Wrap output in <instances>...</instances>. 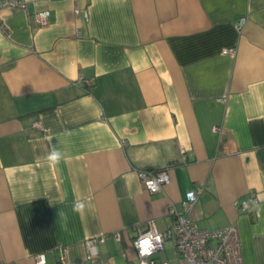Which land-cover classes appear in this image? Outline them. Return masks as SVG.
<instances>
[{"label": "crops", "instance_id": "obj_1", "mask_svg": "<svg viewBox=\"0 0 264 264\" xmlns=\"http://www.w3.org/2000/svg\"><path fill=\"white\" fill-rule=\"evenodd\" d=\"M17 1L0 10V264H137L132 228L164 232L197 186L198 227L235 223L264 264V0ZM144 169L169 183L150 194Z\"/></svg>", "mask_w": 264, "mask_h": 264}, {"label": "built area", "instance_id": "obj_2", "mask_svg": "<svg viewBox=\"0 0 264 264\" xmlns=\"http://www.w3.org/2000/svg\"><path fill=\"white\" fill-rule=\"evenodd\" d=\"M4 7H20L27 9L25 2L17 0H4L0 2V10ZM75 12H79L76 7ZM84 17H87V12L83 11ZM50 13L47 10L36 12L35 22L38 26H45L48 22ZM1 21V20H0ZM246 22V18H240L234 23L235 29L241 32ZM0 28L3 27L0 24ZM236 49L230 48L223 50L225 54H235ZM93 81H87V84H92ZM34 126L41 128L38 121L34 122ZM214 131H218L219 127H213ZM184 152V149H182ZM139 179L144 189L150 194L156 193L169 183L170 176L166 169L161 170H140L138 172ZM152 182V188H149L148 182ZM154 189V190H153ZM203 186L188 191L181 202V211H178L174 205L169 208V213L175 217L173 224L161 232L157 229L153 222H148L145 227L140 225L134 226L132 231L134 236L131 245L135 252L137 264H244L241 242L238 228L235 223H231L223 228L208 230L198 227L194 219L195 206L199 195L203 192ZM250 198L256 200V192L250 190L248 193ZM240 206L244 212H249L251 205L248 200L240 202ZM149 234L150 237H149ZM112 238L120 242L122 233L114 232ZM160 240L157 241L156 237ZM150 238V242L154 248L150 255L141 256L139 254L138 242L143 238ZM107 236L103 235L98 238H92L85 241V249L87 251V259L92 263H96V250L99 244L105 242ZM167 239H173L177 253L175 261H170L160 257V253L164 250V243ZM126 258V253H121ZM38 264L44 263L42 254L36 257ZM60 264H78L60 258Z\"/></svg>", "mask_w": 264, "mask_h": 264}, {"label": "clouds", "instance_id": "obj_3", "mask_svg": "<svg viewBox=\"0 0 264 264\" xmlns=\"http://www.w3.org/2000/svg\"><path fill=\"white\" fill-rule=\"evenodd\" d=\"M61 158H62V154L57 150L51 151L50 154L47 156L48 161H50L52 163H58ZM148 186H149V188H152V182L151 181L148 182ZM87 207H88L87 203L84 200L80 199V200H77L73 203L72 211L75 213L83 215L85 213ZM60 215H64V214L60 213ZM150 235L151 234H149V237H150ZM156 240L159 241L160 237L157 236ZM137 246L139 248V254L141 256L150 255L153 248H154V245L151 244L150 238H148V237L141 239L138 242Z\"/></svg>", "mask_w": 264, "mask_h": 264}, {"label": "rangeland", "instance_id": "obj_4", "mask_svg": "<svg viewBox=\"0 0 264 264\" xmlns=\"http://www.w3.org/2000/svg\"><path fill=\"white\" fill-rule=\"evenodd\" d=\"M164 249L165 251L160 253L161 258H167L166 254L168 255V258H171L173 253H175V246L173 239H167L164 243Z\"/></svg>", "mask_w": 264, "mask_h": 264}, {"label": "trees", "instance_id": "obj_5", "mask_svg": "<svg viewBox=\"0 0 264 264\" xmlns=\"http://www.w3.org/2000/svg\"><path fill=\"white\" fill-rule=\"evenodd\" d=\"M155 171H157V170H155Z\"/></svg>", "mask_w": 264, "mask_h": 264}]
</instances>
